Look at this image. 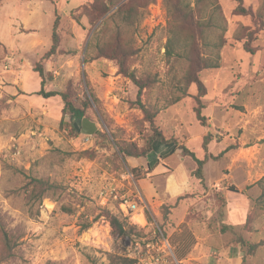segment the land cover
<instances>
[{"label":"rangeland","instance_id":"1","mask_svg":"<svg viewBox=\"0 0 264 264\" xmlns=\"http://www.w3.org/2000/svg\"><path fill=\"white\" fill-rule=\"evenodd\" d=\"M126 1L0 2V264H111L112 253L134 259L129 246L153 252L165 242L180 264H264V0H204L202 51L219 64L199 72L201 85L185 79L187 41L174 38V54L166 53L172 35L164 0L152 1L132 26L109 18ZM56 18L60 47L43 59ZM115 56L147 83L141 102L156 112L168 140L155 141L146 158L120 150L144 147L152 130L139 88ZM38 63L46 90L72 89L91 101L86 116L97 123L94 134L75 128L60 96L37 93ZM182 144L208 156L203 182L192 176L197 164ZM170 149L176 152L160 157ZM160 163L164 172L186 173L179 194L167 189L166 174L158 175ZM128 172L144 197L142 224L114 196L137 189ZM34 179L45 182L41 199L27 188ZM106 186L115 192L102 204ZM108 212L132 232L114 235ZM4 230L15 242L9 256L2 252Z\"/></svg>","mask_w":264,"mask_h":264},{"label":"trees","instance_id":"2","mask_svg":"<svg viewBox=\"0 0 264 264\" xmlns=\"http://www.w3.org/2000/svg\"><path fill=\"white\" fill-rule=\"evenodd\" d=\"M1 1L2 0H0V2ZM152 1L154 0H127L126 2L122 3L113 13H111L109 15V18L118 16L124 26L135 25L136 23H139L141 19L145 16L147 7ZM164 3L168 10V27L170 34L172 35L169 41L167 42L166 53L168 56H172L174 54V38L178 40L182 39L187 41L188 49L186 53V59L188 67L185 74V79L187 82L201 85L202 82L198 75L199 72L205 68L218 67L219 64V59L213 60L212 58H210V56L204 55L202 51V39H204L203 34L205 26L203 25L201 19L204 13V0H198L197 5L194 7L191 5L190 2H187L186 0H164ZM105 9L106 10L103 11L104 14L107 12L108 7L106 6ZM58 26L59 19L56 18L53 25L52 45L50 49L44 54L43 59H47L57 54L61 42V37L58 32ZM185 30H188V33H190V36L188 38H183L181 36ZM122 32L123 30L119 29L116 33V42H119L118 39L122 35ZM246 47L249 48L248 50L251 49L248 46ZM100 49V55H108L107 52H104V48H102V46ZM113 51L114 53H116L114 55H118L120 47H115ZM126 51H128V48ZM115 58L119 57L115 56ZM119 66L120 72L130 77L137 84L139 88V105L144 112L145 119L151 125L152 130V134L150 138L147 139L146 145L144 147L128 148L125 146H121L120 150L127 157L146 158L154 150L153 143L155 141H160L165 144L168 140L157 124L156 112L149 111L145 104L141 102L143 95L142 92L147 87V83L138 78L134 71L129 70V68L126 66L124 59L119 58ZM35 71L39 73V76L41 78V89L37 92L38 94L42 95L44 98L60 96L64 102V111H69L73 119H82L83 117H87L86 111L92 108V103L89 99L81 100L80 95L73 93L72 89H68L66 91L46 90L45 70L42 64L38 63L35 67ZM95 100H97V98H95ZM197 115L202 124L205 125L206 116L202 114V110L200 107L197 108ZM211 139V133H208L204 136L203 149L206 152L208 151V144L210 143ZM178 148H180L185 155H189L196 162L197 167L192 172V176L197 177L203 182L205 180L204 166L208 160V156L199 157L194 151L184 146V144H182L181 147ZM175 152L176 149H170L165 154H161L160 157L166 159L173 155ZM43 183L45 182L41 179H34L29 183V186H27L29 192H31L32 195L38 197L37 199H41L42 197V189L44 187ZM231 189L233 191H238L237 188L234 186H231ZM108 217L112 227V233L114 235L121 236L126 233L132 232L131 228H127L126 225L121 222L120 216H118L117 214L108 212ZM89 226V224L85 225V228H88ZM3 233L4 235L2 237V252L6 253V255L9 256L13 253L15 242L12 241V238L10 237L7 231L4 230ZM110 260L111 264H136V261L134 259L127 258L125 256H122L121 254L119 255L118 253L110 254Z\"/></svg>","mask_w":264,"mask_h":264},{"label":"built area","instance_id":"3","mask_svg":"<svg viewBox=\"0 0 264 264\" xmlns=\"http://www.w3.org/2000/svg\"><path fill=\"white\" fill-rule=\"evenodd\" d=\"M129 183L134 186L135 190L131 189V194L127 193L119 194L118 192L114 194L115 189L110 188L108 186L104 187V189L100 192V200L102 204H106L109 200V196L114 194L115 199L118 201L119 206L125 212L133 213L135 215H142L144 220L146 221V215L144 206L141 202H144V197L142 193L139 191L136 183V179L132 172H128ZM108 197V198H107ZM136 223L142 224L139 220H135ZM168 245L167 248H158L157 250H147L142 251L140 246H129L128 251L129 255L140 262V264H180L177 257H175L170 245L168 243H164V246Z\"/></svg>","mask_w":264,"mask_h":264},{"label":"crops","instance_id":"4","mask_svg":"<svg viewBox=\"0 0 264 264\" xmlns=\"http://www.w3.org/2000/svg\"><path fill=\"white\" fill-rule=\"evenodd\" d=\"M167 152V151H164ZM162 163H160L159 165H161ZM156 168V171H158V175L162 174V175H167L166 176V187L168 190H170L172 193H176L175 195L179 194L182 190H184L187 187L188 184V178L186 173L184 172V170L179 167V170L177 172L172 173V171L170 173L164 172L163 169H165L166 167L163 166V164L161 166H159ZM160 167V168H159ZM175 179H178L177 182V186L173 187L174 184H171V182ZM200 243H197V245Z\"/></svg>","mask_w":264,"mask_h":264},{"label":"water","instance_id":"5","mask_svg":"<svg viewBox=\"0 0 264 264\" xmlns=\"http://www.w3.org/2000/svg\"><path fill=\"white\" fill-rule=\"evenodd\" d=\"M78 131L83 134L92 135L98 129L97 123L89 117H83L75 122Z\"/></svg>","mask_w":264,"mask_h":264},{"label":"bare ground","instance_id":"6","mask_svg":"<svg viewBox=\"0 0 264 264\" xmlns=\"http://www.w3.org/2000/svg\"><path fill=\"white\" fill-rule=\"evenodd\" d=\"M137 216H138V218H136V220H139L140 222H144L145 221L141 214L137 215Z\"/></svg>","mask_w":264,"mask_h":264},{"label":"flooded vegetation","instance_id":"7","mask_svg":"<svg viewBox=\"0 0 264 264\" xmlns=\"http://www.w3.org/2000/svg\"><path fill=\"white\" fill-rule=\"evenodd\" d=\"M74 120H75V122H76V121H78L79 119H74Z\"/></svg>","mask_w":264,"mask_h":264}]
</instances>
